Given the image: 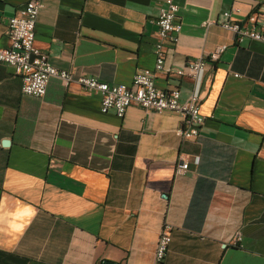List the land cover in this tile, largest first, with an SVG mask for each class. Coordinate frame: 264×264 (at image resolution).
I'll return each instance as SVG.
<instances>
[{
    "label": "crops",
    "instance_id": "1",
    "mask_svg": "<svg viewBox=\"0 0 264 264\" xmlns=\"http://www.w3.org/2000/svg\"><path fill=\"white\" fill-rule=\"evenodd\" d=\"M26 1L0 0V47ZM175 2L181 30L158 88L184 101L195 82L175 72L225 46L201 80L197 138L179 135L177 112L103 113L76 82L52 77L42 97L22 94L0 63V264H153L164 223V264H264V43H236L219 23L226 11L264 18V0ZM43 3L35 45L56 68L127 85L154 68L162 0Z\"/></svg>",
    "mask_w": 264,
    "mask_h": 264
},
{
    "label": "built area",
    "instance_id": "2",
    "mask_svg": "<svg viewBox=\"0 0 264 264\" xmlns=\"http://www.w3.org/2000/svg\"><path fill=\"white\" fill-rule=\"evenodd\" d=\"M43 0H27L25 6L16 15L9 18L7 24L8 46L0 47V63L13 68L21 78V93L42 97L50 78H59L65 84L76 82L84 90L99 94L100 110L103 113L112 111L122 118L131 104L153 111H172L182 116L179 135L183 139L197 138L205 117L201 113L199 87L208 65L219 59L225 46H219L212 52L187 62L184 68L175 72L177 77L187 76L195 82L194 91L180 101L177 88L161 89L155 84V77L163 72L168 44L177 41L181 30L178 17L179 6L175 0H162L157 24V41L154 45L155 64L153 69H139L133 75L131 84H108L94 77L80 75L74 77L70 72L53 66L48 54L35 45V25ZM219 23L231 31L236 43L258 41L264 43V18L251 13L246 20L237 21L231 18L230 12L221 14ZM189 168L187 161L181 160L175 165V174H184ZM171 224L164 223L159 232L153 264H164L171 242ZM241 235L236 232L230 244L241 246Z\"/></svg>",
    "mask_w": 264,
    "mask_h": 264
}]
</instances>
